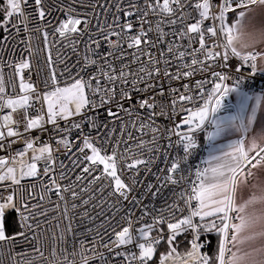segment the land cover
Instances as JSON below:
<instances>
[{"label": "snow or ice", "instance_id": "snow-or-ice-1", "mask_svg": "<svg viewBox=\"0 0 264 264\" xmlns=\"http://www.w3.org/2000/svg\"><path fill=\"white\" fill-rule=\"evenodd\" d=\"M73 3L75 0H49L47 4L45 0H32L31 4L29 0H0V29L5 33L10 27L20 31L12 23L14 18H20L19 23L28 31L29 17L46 21L58 11L66 18L53 25V36L60 38L56 43L65 42V47L76 52V46L83 42L86 49L75 74L66 63L68 57H62L58 50L53 59L49 49L41 90L31 79V57L5 61L0 45V112L7 110L0 115V150L11 149L16 143L8 140L10 137L21 138L36 129L47 132L46 125H51L57 145L65 149L74 146L69 137L77 130L80 135L76 141H82L77 151L83 156L73 160L80 174L69 184L57 183L50 175L57 163L53 153L60 151L50 143L37 148L35 139H29L23 150L0 157V186L14 188L7 196H0V242L10 245V264H34L37 259L41 264H77V256L78 264H169L177 260L179 264H264V180L257 176L264 169V126L258 138L246 139L258 120L257 113L264 112V92L250 95L243 87L246 81L254 83L257 73H264V66L258 67V61H264V50H257V45L264 43V0H143L142 6L138 0H127L126 6L117 0L115 7L122 12L124 22L119 23L121 17L114 16L113 24L97 26L95 32L91 20L77 14ZM257 8L262 11L257 13ZM43 35L47 44L49 33L44 31ZM85 36L87 41H82ZM7 39L5 35V43ZM104 44L108 51H101ZM232 59L237 61L235 65ZM58 64L65 65L62 71ZM244 66L250 69L248 76L243 73ZM5 67L13 70L7 81ZM41 71L38 69L36 75ZM65 75L67 79L61 81L59 77ZM207 84L212 85L210 90ZM232 93L237 96L236 113L219 115L228 107L225 98ZM160 118L169 123H157ZM61 121L67 126L61 127ZM110 123L118 125L119 135L117 128H109ZM85 124L98 133L97 137L84 134ZM101 129L106 130V147L94 142ZM230 132L241 136L227 144L215 143ZM200 133H206L208 155L202 161L204 166H196L193 172L190 160L201 147ZM29 150L30 161L25 159ZM85 150L91 154L84 155ZM159 159L165 167L156 175L153 165ZM39 162L44 164L42 172ZM125 170L132 173L131 183L122 178ZM142 170L155 176L157 184L141 181ZM193 175L195 179H191ZM43 177L50 180V186L42 184L45 193L54 189L68 221L58 236L52 233L50 244L42 243L34 231L41 227L36 217L46 216L48 209L41 204L30 208L28 200L35 198V184L30 185L27 198L22 184L26 178ZM59 179H67L65 171ZM84 180L87 185L80 192L103 193L111 188L108 197H115V202L102 199L100 205H94L107 203L110 215L103 210L96 217L83 212L81 222L85 218L89 222L103 219L96 228L84 226L83 232H76L65 194L71 196V210L77 209V182ZM181 183L187 187L171 204L157 209L143 203L144 196L154 200L162 188ZM138 184L144 185V196L139 198L132 195ZM39 198L44 200L45 194ZM92 199L90 196L82 203L87 205ZM124 201L131 207L121 206ZM59 202L54 211L61 208ZM12 212L17 213L15 219L10 218ZM117 216L119 228L112 227ZM10 219L19 229L12 235L7 234ZM90 233H94L91 240ZM213 233L217 240L210 254L202 249L211 247L212 241L206 238L201 242V237ZM182 235L186 240L188 235L192 237L183 255L177 252ZM17 244L31 247L38 257L17 261L11 255ZM162 244L168 246L166 252L159 251ZM46 247L50 248L48 256L42 250ZM0 264H4L2 252Z\"/></svg>", "mask_w": 264, "mask_h": 264}, {"label": "built area", "instance_id": "built-area-1", "mask_svg": "<svg viewBox=\"0 0 264 264\" xmlns=\"http://www.w3.org/2000/svg\"><path fill=\"white\" fill-rule=\"evenodd\" d=\"M72 0H65V3H71ZM121 2L126 6L127 0H121ZM139 4L143 5V0H138ZM29 3H32V0H29ZM49 3V0H45V4ZM96 3L95 9L92 8V4ZM117 3V0H75V3L72 4V6L76 9V13L80 14L81 16H86L89 20L92 22V31L95 32L97 26H106L108 24L114 23V16L119 15L121 17L119 23L124 22V17L122 12H117V9L115 7V4ZM34 8V6H33ZM28 9L25 10V14L28 15ZM65 15L61 12L54 11L52 16L47 17V20H51L52 24H48L46 21H40L34 17H29L30 22L28 23V31H25L23 24L19 23L20 18H14L12 20L13 24H17L19 26L20 31L17 33L14 29H11L10 32L5 33L3 29H0V45H3L4 53H3V59L5 61L11 59L14 62H19L21 59H28L31 57V63H32V75L31 79L38 85V87L43 90V84L41 81L46 77L47 75V68L45 65V60L48 54V50L51 49V54L53 59L56 57V52L59 50L61 52L62 57H68L69 59L66 61L69 67L72 68L73 74H75L76 71L79 70V65L77 64V61L79 60L81 63L82 57L86 54V49L84 47V43L81 42L78 44L76 52H73L70 47H65V42H61L59 44L56 43V40H59V36L56 35L53 36V25L56 24L59 20L65 19ZM135 20V17L132 18ZM153 21H155V17H150ZM39 28L40 31H34V29ZM119 31V28L116 29ZM167 31V29H165ZM47 31L49 33L47 38V44L45 42V38L43 35V32ZM7 35L8 39L5 43L3 38ZM154 35V34H153ZM82 41H87V36L80 38ZM113 40L116 39V37H112ZM211 43V41H209ZM108 45L104 44L101 51H108ZM257 50H259L257 48ZM88 55H91V53H87ZM233 65L237 63L235 59H232L230 61ZM65 65L58 64V70L62 71ZM38 69H43V71L40 72V75L37 76L36 72ZM12 69H9L8 67L4 68V75L5 79L7 81L9 75L12 74ZM250 72V69L247 66H244L243 73L245 76H248ZM25 79H28L29 77V70H25L24 72ZM204 78L202 76H197L196 79ZM61 81L67 79V75L64 77H59ZM229 83H232V81H229ZM251 85V87H249ZM212 85L207 84L206 89H211ZM244 90L248 91L251 95L254 92H264V73H257L254 83L252 81H246L244 84ZM167 102V101H165ZM39 107V105H37ZM5 110L4 112H0V115L6 114ZM32 114H35L34 112ZM78 119V118H77ZM61 127H66L67 125L64 124L63 121L60 122ZM157 123L159 124H168L169 122L165 118H160ZM48 131L47 132H41L40 130H32L30 133H24L21 138L17 137H10L8 140H16V143L12 145L11 149L8 150H0V157H10L15 154V152L23 150L24 143L26 140L29 139H35V147H40L44 143H50L55 150L57 147L60 148L59 152L53 153L54 158L56 159V167L55 172L53 174H50L54 176V178L57 180V183L60 184H69L72 181L75 180V176L80 174L79 168H74L73 166V160H82L83 156L77 151V149L82 146V141H76V136L80 135V133L77 130H73V134L69 137V139L74 141V146L71 149H65L63 146H58L56 143V138L54 134L52 133V126L46 125ZM117 128L116 134L119 135V129L118 125L109 124V128ZM21 132H23V124H21L20 129ZM212 129L209 128V131ZM83 132L85 135H90L91 137L95 138L97 137L98 133L95 130L90 129L86 124L83 127ZM199 135H202V138L200 139V145L201 147L198 149L197 154L190 160V164L193 166V172L195 170L196 166L203 167L202 161L207 158L208 155V141L206 140V133H200ZM50 136L53 138L50 139ZM99 139L95 140L94 142L98 147H106L107 145L104 144V140L107 139L106 136V130L101 129L99 133ZM144 139H150V136H145ZM175 140V137H173V141ZM134 147V144H133ZM91 154L90 150H85L84 155ZM173 154H175V150H173ZM32 155L31 150L28 152V156L25 157L26 160L30 161V157ZM18 167V166H17ZM44 164L43 162H39V168L40 171H43ZM102 167V166H101ZM165 167V164L162 159H159L156 161L155 165H153V172L156 173V175H161L158 171V169H163ZM65 171L67 175V179L60 180L59 174L61 171ZM187 176V172L184 173ZM122 178L125 180L126 183H131V180L129 177H131L132 173L125 170L123 173H121ZM139 179L141 181H147L148 183L157 184V180L155 176L146 175L143 170L140 173ZM191 179H195L194 175L191 177ZM22 184L25 186L26 192V198L27 193L32 191V188L30 185L35 184V198L28 200L29 207L31 208L35 204H41L44 208L48 209V214L44 217H36V219L40 222V229H35V234L37 238L42 243H49V238L51 237L52 233L55 232L58 236L60 232L66 227L68 221L63 218L62 210H63V202L58 201V197L55 195V191L53 189V192L51 193H45L44 188L42 187V184H49L50 186V180L48 177L43 178H26L22 181ZM78 187L76 188V191L80 193V197L75 201L77 203L78 207L75 210H71L70 205L72 203L71 196L69 194H65L68 199L69 203V215L73 217V228L76 232H83L84 226L96 228V226L100 223V220L103 219V217L97 218L94 222H89L86 218L83 219V222H81L82 213L87 211L90 216L96 217L99 212L102 210L108 213V204H104L101 207H94V205H100V202L102 199H107L110 203L115 202V197H108V193L112 191L111 188L105 189L103 193L99 191L94 192H80V190L87 185V181H80L77 182ZM187 185L184 183H181L180 185H169L166 188L161 189V194H159L154 200L150 197L144 196V185L138 184L136 186V190L132 193V195L137 196L138 198L141 196H144L143 203L148 204L149 207H152L155 205L157 209L162 208L165 206V204H171L173 200L177 198V195L180 193L181 189L186 188ZM155 189H153L154 191ZM14 191V188H7L6 186H0V196H7L10 192ZM45 194V199L40 200V195ZM18 195V194H17ZM92 196L93 199L90 200L89 204L84 205L82 203V200L89 199V197ZM131 200V196L129 197ZM59 202L61 204V208L59 210H53L55 203ZM123 207H131L128 201H124L121 205ZM135 212H139L138 208L133 209ZM14 214V217H17V213L12 212ZM109 215L111 213H108ZM123 214V213H121ZM184 214H187L186 212ZM177 216L180 215L179 212L176 213ZM119 220V216H117L116 221L112 222V227L119 228V225L117 224V221ZM59 223L60 227L57 228L55 225ZM105 227L108 229V232H111V227H109L107 224ZM19 229L17 228V231ZM13 234V233H12ZM9 234V235H12ZM101 234L103 235V229H101ZM89 240H91L94 233L87 234ZM31 237V234H30ZM82 238V237H79ZM114 239V237H112ZM99 239V238H97ZM105 242H107L108 237H104ZM35 244V241L33 242ZM190 247V246H189ZM10 245H8L6 242H0V252L4 253V264H10L9 258H8V251H9ZM45 253V256L49 255L50 248H43L42 249ZM68 252L73 251L72 247V239L69 235L68 237V246H67ZM78 250V248H77ZM103 251V249H100ZM188 249L181 252V255L185 253ZM202 251H205L202 249ZM16 253H26L24 256H16ZM107 254V253H106ZM11 255L16 258L17 261H20L22 259H30L32 257H38V253H35L32 251L31 247L27 246H20L17 244L15 248L12 249ZM69 259H72L71 256H69ZM77 260V264L79 261V257L77 256L75 258ZM34 264H41L40 260L37 259ZM169 264H179V261L176 262L169 261Z\"/></svg>", "mask_w": 264, "mask_h": 264}, {"label": "crops", "instance_id": "crops-1", "mask_svg": "<svg viewBox=\"0 0 264 264\" xmlns=\"http://www.w3.org/2000/svg\"><path fill=\"white\" fill-rule=\"evenodd\" d=\"M262 9H259L257 8L256 9V12L259 13L261 12ZM257 48L259 50H264V43L262 44H259L257 45ZM260 66H264V61H258V67ZM255 93H261V92H254L252 94H255ZM229 101L233 104V108L229 111H226V110H222L219 115H229V114H235L236 111H237V108H236V104H237V96L235 93H232L230 94L229 96ZM253 103V102H250V104ZM257 117H258V120L256 123L253 124L252 128L249 130V132L247 133V137L246 139L247 140H251L254 136H257L258 138V133L260 132L261 130V127L264 126V112H258L257 113ZM241 136V133L239 132H230V133H226L224 135H222L221 137H219L217 140H216V144H227L228 142H230L231 140H235V139H238L239 137ZM264 143V142H262ZM257 176L260 180H264V169H260L258 172H257Z\"/></svg>", "mask_w": 264, "mask_h": 264}, {"label": "trees", "instance_id": "trees-1", "mask_svg": "<svg viewBox=\"0 0 264 264\" xmlns=\"http://www.w3.org/2000/svg\"><path fill=\"white\" fill-rule=\"evenodd\" d=\"M0 19H2V17H0ZM201 138H202V135H199L198 136L199 141H200ZM10 218L11 219H15L13 213H10ZM11 219L9 220L8 227H7V234L8 235L14 233L15 231H17V228L14 227L12 225V223H11ZM203 238H205V239L207 238V239H210L212 241V246L211 247L203 248V250H205L206 252H209L211 254L212 250L215 247L217 237L213 233V234L209 235L208 237H203ZM178 240L180 241L179 246L177 247V250L179 251V253H181L182 251H184V250L189 248L190 245L187 243V240H190V235H188L187 240L185 239V237L183 235L178 237ZM167 250H168V246L166 244H162L160 249H159L160 252H166Z\"/></svg>", "mask_w": 264, "mask_h": 264}, {"label": "water", "instance_id": "water-1", "mask_svg": "<svg viewBox=\"0 0 264 264\" xmlns=\"http://www.w3.org/2000/svg\"><path fill=\"white\" fill-rule=\"evenodd\" d=\"M225 104L228 106L226 109H224V110H226V111H229V110H231L232 108H233V104L229 101V97H226L225 98Z\"/></svg>", "mask_w": 264, "mask_h": 264}, {"label": "bare ground", "instance_id": "bare-ground-1", "mask_svg": "<svg viewBox=\"0 0 264 264\" xmlns=\"http://www.w3.org/2000/svg\"><path fill=\"white\" fill-rule=\"evenodd\" d=\"M191 235H190V239H191ZM205 240V238L201 237V242H203ZM181 254V253H180Z\"/></svg>", "mask_w": 264, "mask_h": 264}, {"label": "rangeland", "instance_id": "rangeland-1", "mask_svg": "<svg viewBox=\"0 0 264 264\" xmlns=\"http://www.w3.org/2000/svg\"><path fill=\"white\" fill-rule=\"evenodd\" d=\"M177 252L179 253V251L177 250Z\"/></svg>", "mask_w": 264, "mask_h": 264}]
</instances>
